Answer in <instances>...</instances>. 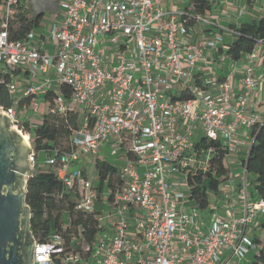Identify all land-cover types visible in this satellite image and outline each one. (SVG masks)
Returning a JSON list of instances; mask_svg holds the SVG:
<instances>
[{
	"label": "built area",
	"instance_id": "2783aa9c",
	"mask_svg": "<svg viewBox=\"0 0 264 264\" xmlns=\"http://www.w3.org/2000/svg\"><path fill=\"white\" fill-rule=\"evenodd\" d=\"M20 2L24 0L0 1V72L19 67L28 79L20 89L16 78L11 80L8 88L14 105H0V113L11 118V128L28 136L34 171L38 157L24 127L25 121L32 126L27 112L49 89L71 86L72 97L60 94L51 111L81 110L82 126L73 137L78 149L60 158L48 157L45 164L67 190L79 194L80 209L95 210L98 201L109 205L107 214H99V236L93 247H85L86 254L70 251L57 260L62 237L53 233L48 242L34 238L32 264L243 261L255 243L248 229L264 214V199L250 202L245 186L241 215L231 204L227 217L214 213L206 222L181 185L186 183L191 190L190 175L205 169L210 155L196 149V129L222 142L231 153L239 149L241 126L252 130L263 124L259 114L248 115L247 109L252 93L264 82L255 74L264 40L240 59L246 65L237 95L232 78L218 81L199 66L208 50L225 43L221 32L190 41L192 28L182 20L190 0L178 11L166 7L164 0H62L57 19L40 42L34 31L23 40L10 39L9 20ZM245 13L240 10L238 17ZM195 18L197 23L213 25L204 15ZM240 25L222 31L234 36ZM47 42L54 52L45 51ZM199 74L203 86L196 85ZM185 90L193 97L175 99ZM112 137L134 161L119 170L121 185L109 197L100 193L99 177L80 168L72 170L71 165L84 155H97Z\"/></svg>",
	"mask_w": 264,
	"mask_h": 264
},
{
	"label": "trees",
	"instance_id": "16d2710c",
	"mask_svg": "<svg viewBox=\"0 0 264 264\" xmlns=\"http://www.w3.org/2000/svg\"><path fill=\"white\" fill-rule=\"evenodd\" d=\"M28 9L26 3L20 2L16 5L15 12L9 20L10 39L23 40L30 32L38 29L43 15L32 16ZM211 10L210 0H190L182 20L187 26L193 27L197 24L195 18L197 15L205 16ZM261 40H264V15L242 22L237 34L228 43L226 54L233 60H240ZM20 71L19 67H13L11 72H0L1 106L8 108L14 105L8 85L20 74ZM202 81L199 74L196 77V85L203 86ZM72 93V87L67 84L49 89L43 97L46 108L41 116L42 124L33 128L29 121L24 122L26 132L31 135L37 157L41 151H44L48 157L60 158L77 148L73 144V137L82 126L81 110H70L65 113L51 111L57 96L62 94L65 98H71ZM192 97L193 95L186 90L182 94L175 95V99L181 100ZM252 137L253 143L245 165L248 174L256 175V191L264 199V123L253 127ZM195 147L200 153L205 152L204 156L209 151L211 155L208 157L206 168L189 177L191 201L203 212H208L211 211V194H217L222 183L230 175L229 167L225 162L228 149L222 142L205 136L195 143ZM96 166L100 193L105 192L110 197L111 193L121 185L118 167L102 159H98ZM26 190V204L30 210L28 234L40 242L50 241L53 233L60 234L62 237L60 248L63 250L55 254L57 260L62 254L70 251L86 254L85 247L95 245L100 232V211L80 209L79 194L67 190L52 167L49 170L35 168L28 178ZM262 228L264 229V222ZM256 239L261 245V250L251 264H264V241Z\"/></svg>",
	"mask_w": 264,
	"mask_h": 264
},
{
	"label": "crops",
	"instance_id": "0c3cea01",
	"mask_svg": "<svg viewBox=\"0 0 264 264\" xmlns=\"http://www.w3.org/2000/svg\"><path fill=\"white\" fill-rule=\"evenodd\" d=\"M212 4V10L205 15L208 19L212 20L213 25H206L205 23H197L192 28V35L190 36L191 42H197L202 35H206L208 37L214 36L217 33H223L222 31L223 27H231L235 25L242 24L245 20H254L256 19L257 15V4L260 5L259 8L264 7V0H210ZM30 0H24V3L28 6V11L32 16H35L33 14V11L29 4ZM62 2V0H61ZM60 2V3H61ZM230 6H237L239 4L242 5V8L240 10H245V16L242 18L236 17V21L232 22L228 19L229 24L227 25L224 20H219L217 16L216 7L222 8L223 5H229ZM164 5L166 7H170V3L167 0H164ZM248 9V11L246 10ZM59 12H60V4H59ZM59 12L52 13L50 9L46 11V13L43 15L41 23L36 29L35 35L36 39L42 41L47 35H48V27L51 23V17L55 16V20L57 19ZM42 16V15H41ZM47 19V21H46ZM45 22V23H44ZM225 38H224V46L228 45L229 42L233 40V35L230 33L224 32ZM42 45V44H41ZM223 44L219 46L218 50H208L206 52L205 58L200 62V67L202 68V72L205 73H213L214 77L219 78L218 81L224 80L229 78H232L234 85H235V93L238 95L241 92V78L244 75V65H246V61L243 60H233L231 57H229L226 54V48H224ZM45 51L47 52H54V47L52 43H46ZM235 72L236 74L233 75L232 73ZM255 74L257 78L260 80L264 79V48H262V53L257 60L255 64ZM16 80L19 79L22 83L26 79H28L26 72H21L16 77ZM213 90H217L216 87L212 88ZM40 101H43V97L39 98ZM37 98V101H39ZM264 104V82L260 81L259 85L256 87L254 92L252 93L249 103H248V109L247 114L253 115V114H259L261 116V121L264 123V112L261 111V105ZM30 110H28L29 112ZM27 112V114H29ZM42 124V121L40 124H38L36 127L40 126ZM204 136L203 133L196 129L194 131V139H196L197 135ZM239 138H240V146L239 149L233 151L230 153V155L226 156L227 159H225L226 165L229 167L230 175L227 180H225L220 188V191L217 194H211V211L208 212H202V219L206 222H209L210 219L214 216V213H218L219 215L223 217L228 216V209L230 208V205H234V209L236 211L237 215H241L244 210V197H243V190L245 189V186L248 191V199L250 202H258L262 198L258 195L256 191V187L253 183H255L256 175L254 174H248L246 170L245 162L248 159L250 149L252 147L253 143V137H252V130H249L243 126L239 128ZM198 141V140H197ZM196 141V142H197ZM195 142V143H196ZM116 146L115 138L112 137L108 142H106L99 150L97 155H84L81 160L77 163H73L71 165V169H82L85 171L89 176L98 178V169L96 166V163L98 159L107 160L114 165L118 167V171L129 161H134L133 155L129 154L127 152L126 148H121L122 155H121V165L116 164L115 161L112 159V155L110 153L109 147ZM78 149V148H77ZM39 158V156H38ZM36 168L43 169V170H49L51 167L46 168L45 161L43 163V166L40 165V162H38L37 159V165ZM253 175L252 178V184L249 182V176ZM253 186V189L251 192H249V187ZM103 205H106L104 202H102ZM264 222V214H260L257 221L253 226H251L248 229V233L251 232V230L260 229L262 228V223Z\"/></svg>",
	"mask_w": 264,
	"mask_h": 264
},
{
	"label": "water",
	"instance_id": "95a60500",
	"mask_svg": "<svg viewBox=\"0 0 264 264\" xmlns=\"http://www.w3.org/2000/svg\"><path fill=\"white\" fill-rule=\"evenodd\" d=\"M37 17L48 9L59 12L52 0H30ZM11 118L0 113V264H32L35 242L28 234L30 210L26 204L31 147L26 138L11 128ZM32 238V241H31Z\"/></svg>",
	"mask_w": 264,
	"mask_h": 264
},
{
	"label": "rangeland",
	"instance_id": "374dc122",
	"mask_svg": "<svg viewBox=\"0 0 264 264\" xmlns=\"http://www.w3.org/2000/svg\"><path fill=\"white\" fill-rule=\"evenodd\" d=\"M169 3H170V6L171 8L174 10V11H178L182 8H184L186 6V4L188 3L189 0H167ZM258 7L257 8V15L256 17L257 18H260L264 15V7L263 8H259L260 5L257 4ZM240 8H242V5L239 4L237 6H230L229 5H223L222 8L220 7H216L215 10H216V13H217V16H222V17H218L219 20H224L225 19V23L228 25L229 24V20H231L232 22H235L236 21V17H237V14L239 13L240 11ZM248 11V9H246ZM249 12V11H248ZM47 21V19H46ZM55 21V16L51 17V23L49 25V27L47 28L48 31H50V27L52 28V24L54 23ZM45 23V22H44ZM223 35V38H225V33H221ZM17 83H18V87L19 89L22 87L23 83L17 79ZM22 95L18 96L21 97ZM15 108L16 109H19L20 108V105L19 104H15ZM46 108V104L44 101H39L37 102L36 104V107L35 108H32V109H29L30 111L28 112L30 115H31V123H32V127H36L38 124H40L41 120H42V113L44 112ZM261 111L264 112V104L261 105ZM202 137V135H197L196 136V139L195 142L197 140H200ZM30 142L32 143V141L30 140ZM33 144V143H32ZM109 150H110V153H111V157L112 159L115 161L116 164H120L121 165V149L118 147V146H111L109 147ZM208 154V153H206ZM211 155V154H210ZM230 155V153L227 154V156ZM48 158V155L46 152L44 151H41L39 153V158H38V162H40V165L43 166V163L44 161H46V159ZM228 158V157H227ZM226 158V159H227ZM46 165V164H45ZM200 165V164H199ZM46 168L49 169V166L46 165ZM252 178H253V175H250L249 176V182L250 184H252ZM255 185V183H253ZM253 189V186H250L249 187V192H251ZM181 190H183L185 192V194L189 195L190 191H189V187L187 186L186 183H182L181 185ZM102 202L104 201H98L96 203V209L100 212H102V214H107L108 212V209H109V205H103ZM211 207H212V204H211ZM248 235L250 237H253V239L255 240V243L254 245L249 249V251L247 252L246 254V257L243 261H239V264H251L253 260H255V257L256 255L259 254L260 250H261V245L259 244V242L257 241L256 238H258L259 240H261L262 242L264 241V229L263 228H260V229H255L254 231L251 230L250 233H248ZM234 262L236 264H238V262L236 260H234Z\"/></svg>",
	"mask_w": 264,
	"mask_h": 264
},
{
	"label": "flooded vegetation",
	"instance_id": "af4514ba",
	"mask_svg": "<svg viewBox=\"0 0 264 264\" xmlns=\"http://www.w3.org/2000/svg\"><path fill=\"white\" fill-rule=\"evenodd\" d=\"M53 1V7L58 6L60 4L61 0H52Z\"/></svg>",
	"mask_w": 264,
	"mask_h": 264
},
{
	"label": "bare ground",
	"instance_id": "6f19581e",
	"mask_svg": "<svg viewBox=\"0 0 264 264\" xmlns=\"http://www.w3.org/2000/svg\"><path fill=\"white\" fill-rule=\"evenodd\" d=\"M24 137L26 138V140H28V136L27 135H25Z\"/></svg>",
	"mask_w": 264,
	"mask_h": 264
}]
</instances>
